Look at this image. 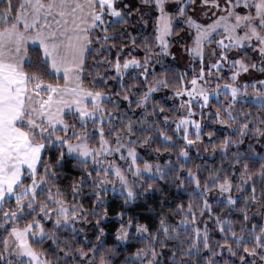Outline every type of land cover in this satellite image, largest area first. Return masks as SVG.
<instances>
[{
  "label": "snow or ice",
  "instance_id": "obj_1",
  "mask_svg": "<svg viewBox=\"0 0 264 264\" xmlns=\"http://www.w3.org/2000/svg\"><path fill=\"white\" fill-rule=\"evenodd\" d=\"M0 264H264V0H0Z\"/></svg>",
  "mask_w": 264,
  "mask_h": 264
},
{
  "label": "trees",
  "instance_id": "obj_2",
  "mask_svg": "<svg viewBox=\"0 0 264 264\" xmlns=\"http://www.w3.org/2000/svg\"><path fill=\"white\" fill-rule=\"evenodd\" d=\"M178 67H180L179 65H177ZM219 131L223 132L224 129L222 126H219ZM193 155H195V153H193ZM205 159H207V157H204ZM217 159H219V157L217 156ZM211 162V161H210ZM109 197H110V203H109V210H110V214H109V219L105 222L106 226L109 227L110 229L114 228L117 224L118 221L115 218L114 213L116 211H119L121 208V205L119 203V198L116 196H113V194L110 192L109 193ZM155 199H159V196H156ZM143 210V204L142 202H138L137 206H135L134 208H132V211L134 212H140Z\"/></svg>",
  "mask_w": 264,
  "mask_h": 264
},
{
  "label": "rangeland",
  "instance_id": "obj_3",
  "mask_svg": "<svg viewBox=\"0 0 264 264\" xmlns=\"http://www.w3.org/2000/svg\"><path fill=\"white\" fill-rule=\"evenodd\" d=\"M176 63H177V65H179L180 67H183V66H184V62H183V60H178Z\"/></svg>",
  "mask_w": 264,
  "mask_h": 264
}]
</instances>
